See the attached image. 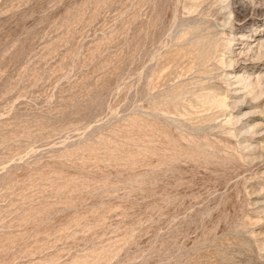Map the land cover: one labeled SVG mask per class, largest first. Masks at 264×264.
<instances>
[{"label":"rangeland","instance_id":"374dc122","mask_svg":"<svg viewBox=\"0 0 264 264\" xmlns=\"http://www.w3.org/2000/svg\"><path fill=\"white\" fill-rule=\"evenodd\" d=\"M262 45L264 0H0V264H264Z\"/></svg>","mask_w":264,"mask_h":264},{"label":"bare ground","instance_id":"6f19581e","mask_svg":"<svg viewBox=\"0 0 264 264\" xmlns=\"http://www.w3.org/2000/svg\"><path fill=\"white\" fill-rule=\"evenodd\" d=\"M194 46H195V45H194ZM191 49H192V48H191ZM262 56H264V45L261 46V51H259V53H257L256 58H257V59H260ZM187 72H188V71H187ZM256 94H257V93H256ZM258 94H259V93H258ZM258 94H257V95H258ZM260 94H261V93H260ZM257 97H258V96H257ZM257 97H256V98H257ZM213 98H214V97H213ZM208 99H209V98H208ZM253 99H254V98H253Z\"/></svg>","mask_w":264,"mask_h":264}]
</instances>
